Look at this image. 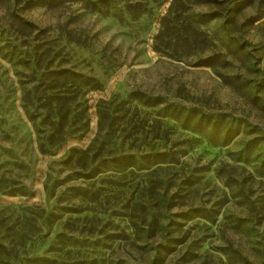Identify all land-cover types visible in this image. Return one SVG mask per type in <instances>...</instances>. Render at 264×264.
<instances>
[{"label":"rangeland","instance_id":"1","mask_svg":"<svg viewBox=\"0 0 264 264\" xmlns=\"http://www.w3.org/2000/svg\"><path fill=\"white\" fill-rule=\"evenodd\" d=\"M88 1L0 0V264H264L261 0L194 6L189 50L156 40L170 0Z\"/></svg>","mask_w":264,"mask_h":264},{"label":"trees","instance_id":"2","mask_svg":"<svg viewBox=\"0 0 264 264\" xmlns=\"http://www.w3.org/2000/svg\"><path fill=\"white\" fill-rule=\"evenodd\" d=\"M38 1L43 5H49L52 2V0ZM119 2L123 4V7L119 10L116 9V5L118 4L116 0H99L97 3L88 1V4L96 12H103L106 15L116 17L120 21H124L126 16H129L133 20H139L143 17L153 15V6H161L165 0H119ZM252 2V0H170L166 15L161 18V29L156 40L159 41L161 39V42L167 41V45L169 46L172 44L181 50H189L194 48L199 42V33L195 26L205 24V21H203L204 17H208V21L218 17L216 13L208 15L201 14L199 15L200 19H195L190 14L194 6L220 8L225 5V10L228 11L230 16L241 13ZM261 3L264 7V0H261ZM208 62L205 60L203 64L211 66ZM54 74L83 85H91L90 79L69 70L54 72ZM165 114L166 117L174 118L175 120H184L186 123L191 121L190 115L185 117L181 110L173 106L166 107ZM58 126L63 130L64 123L60 121ZM36 262L46 264L48 261L40 258Z\"/></svg>","mask_w":264,"mask_h":264}]
</instances>
